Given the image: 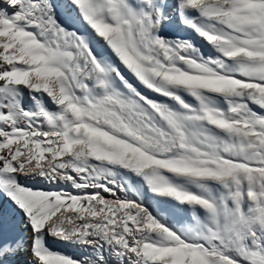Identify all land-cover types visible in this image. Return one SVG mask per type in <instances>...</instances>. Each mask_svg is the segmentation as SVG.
Wrapping results in <instances>:
<instances>
[{
    "label": "snow or ice",
    "instance_id": "obj_1",
    "mask_svg": "<svg viewBox=\"0 0 264 264\" xmlns=\"http://www.w3.org/2000/svg\"><path fill=\"white\" fill-rule=\"evenodd\" d=\"M0 264H264V0H0Z\"/></svg>",
    "mask_w": 264,
    "mask_h": 264
},
{
    "label": "bare ground",
    "instance_id": "obj_2",
    "mask_svg": "<svg viewBox=\"0 0 264 264\" xmlns=\"http://www.w3.org/2000/svg\"><path fill=\"white\" fill-rule=\"evenodd\" d=\"M65 19H67V17L65 16ZM22 228H24L23 225H21ZM24 231L27 232V235L29 237V240H30V237H31V233L28 232V230L26 228H24ZM20 258L22 259V261H27V262H30L32 257L27 253V252H22L21 255H20Z\"/></svg>",
    "mask_w": 264,
    "mask_h": 264
},
{
    "label": "rangeland",
    "instance_id": "obj_3",
    "mask_svg": "<svg viewBox=\"0 0 264 264\" xmlns=\"http://www.w3.org/2000/svg\"><path fill=\"white\" fill-rule=\"evenodd\" d=\"M63 251L70 252L71 249H63ZM19 259L22 261V259L19 257Z\"/></svg>",
    "mask_w": 264,
    "mask_h": 264
}]
</instances>
